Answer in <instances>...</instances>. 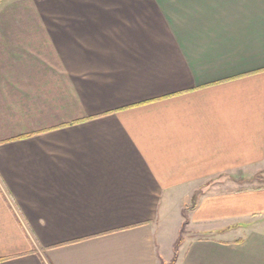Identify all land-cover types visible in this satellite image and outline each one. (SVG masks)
<instances>
[{"label": "crops", "instance_id": "obj_1", "mask_svg": "<svg viewBox=\"0 0 264 264\" xmlns=\"http://www.w3.org/2000/svg\"><path fill=\"white\" fill-rule=\"evenodd\" d=\"M261 172L264 0H0V264H264Z\"/></svg>", "mask_w": 264, "mask_h": 264}, {"label": "rangeland", "instance_id": "obj_2", "mask_svg": "<svg viewBox=\"0 0 264 264\" xmlns=\"http://www.w3.org/2000/svg\"><path fill=\"white\" fill-rule=\"evenodd\" d=\"M235 179H237V176H235ZM247 181L248 182L245 181L244 182L245 184H242L239 188L244 189L246 187H251L254 185L264 186V172H261L258 176L256 175ZM176 218H177L176 213L174 211H172L169 219H167V222L165 223V225L163 226V228L161 230L162 235L165 234L166 237L172 236L173 231H174L176 224L178 222V220H176ZM186 230H187V227L186 228L184 227V234H182V236L187 233ZM183 238H184V236H183Z\"/></svg>", "mask_w": 264, "mask_h": 264}, {"label": "trees", "instance_id": "obj_3", "mask_svg": "<svg viewBox=\"0 0 264 264\" xmlns=\"http://www.w3.org/2000/svg\"><path fill=\"white\" fill-rule=\"evenodd\" d=\"M182 234H184V231H183ZM183 241H184V238H183V236H181L180 239L178 240V242L176 243L175 256H174V259H173L172 263H175L177 261L178 253H179V248H180V246H181V244H182Z\"/></svg>", "mask_w": 264, "mask_h": 264}]
</instances>
